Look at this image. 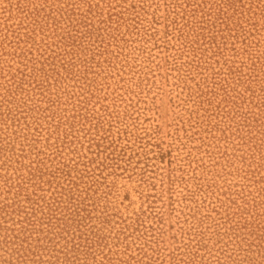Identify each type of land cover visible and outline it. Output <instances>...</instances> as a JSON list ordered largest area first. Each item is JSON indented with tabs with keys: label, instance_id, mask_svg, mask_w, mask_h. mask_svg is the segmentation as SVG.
<instances>
[{
	"label": "rangeland",
	"instance_id": "1",
	"mask_svg": "<svg viewBox=\"0 0 264 264\" xmlns=\"http://www.w3.org/2000/svg\"><path fill=\"white\" fill-rule=\"evenodd\" d=\"M0 264H264V0H0Z\"/></svg>",
	"mask_w": 264,
	"mask_h": 264
}]
</instances>
